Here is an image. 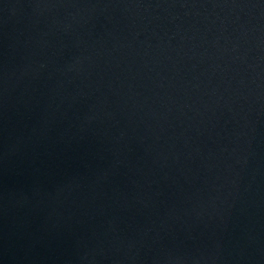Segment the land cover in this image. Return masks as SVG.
Returning <instances> with one entry per match:
<instances>
[{"label":"water","instance_id":"water-1","mask_svg":"<svg viewBox=\"0 0 264 264\" xmlns=\"http://www.w3.org/2000/svg\"><path fill=\"white\" fill-rule=\"evenodd\" d=\"M0 264H264V0H0Z\"/></svg>","mask_w":264,"mask_h":264}]
</instances>
